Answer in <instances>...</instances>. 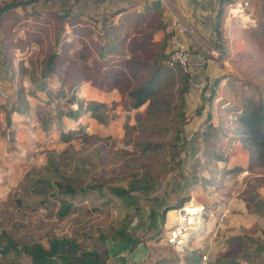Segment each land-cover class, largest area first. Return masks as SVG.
<instances>
[{"label":"rangeland","instance_id":"1","mask_svg":"<svg viewBox=\"0 0 264 264\" xmlns=\"http://www.w3.org/2000/svg\"><path fill=\"white\" fill-rule=\"evenodd\" d=\"M143 6L33 0L0 12V264H32L24 249H48L54 237L97 248L104 264H264V145L246 148L238 122L250 102L264 103V0L236 7L247 27L225 14L214 42L189 45L184 92L185 71L165 62L167 23ZM52 54L53 72L45 69ZM151 76L150 98L131 107L127 91ZM82 82L94 94L81 95ZM72 96L81 103L73 118ZM64 179L73 194L59 190ZM114 185L133 186L132 196ZM63 200L71 205L59 215ZM193 204L203 206L200 227L170 242ZM120 228L134 241L119 239Z\"/></svg>","mask_w":264,"mask_h":264},{"label":"trees","instance_id":"2","mask_svg":"<svg viewBox=\"0 0 264 264\" xmlns=\"http://www.w3.org/2000/svg\"><path fill=\"white\" fill-rule=\"evenodd\" d=\"M32 1L33 0L5 1L4 4L0 7V12L1 13L6 12L14 7H18L21 5L23 6L27 5L31 3ZM157 5H158V1L154 0L150 4H147L145 8L146 10L149 11L150 8H152L153 6L155 7ZM217 13L218 15H221L222 8H220ZM160 27L162 26L155 27V29L157 30ZM215 30L216 32H218V25L215 26ZM164 55L166 58L167 52ZM55 58H56V55L52 54L50 58L47 59L46 67H45L46 70L53 71L55 61H56ZM177 67L181 68L180 66H177ZM183 74L185 75V80H184L185 83L181 87V92L187 91L188 88L190 87L189 78L191 77V71L184 72ZM153 80H154V77L151 76L150 78L146 79L142 84L134 88H131L127 91L128 96L131 98V102H130L131 107H139L140 105L145 103L150 98L151 93H152L153 83H154ZM215 81L217 82V80ZM213 94H214V90H211L209 96L211 97L213 96ZM70 99H72L73 102H76L78 105L77 109L69 110V117L73 118L75 114H77V110L79 109L81 103L79 102L78 98H75L74 96H72ZM90 103H97V102L90 101ZM90 109H94V107L90 105ZM14 110L16 111V113L20 115H24L25 113H27L25 109H22V108H18V109L15 108ZM209 116H210V112L208 111L206 117H209ZM97 118L98 120L101 121V118L99 116H97ZM238 122L240 124V130L243 134L242 140L246 144V148L252 151L254 149H259L261 145H264V103L263 102H250L249 106L245 107V109H243L241 113L239 114ZM15 123L17 122H14L13 125H15ZM48 160L51 161V156L48 157ZM57 184L59 186V190L62 192L73 194L76 191V188L67 179H64L63 183L60 181V182H57ZM130 187L126 188L123 186L114 185V186H111V191L122 198H127V197L132 196L131 190L133 186H130ZM184 200L185 199H183L180 202V204H170L166 206L164 210L168 211V209L176 208L180 206L182 203H184ZM70 205H71L70 202L63 200L61 202L60 207L57 210V213L59 215H65L68 212ZM260 205L262 206V201ZM165 211H163V213H165ZM262 213L264 214V208L262 209ZM123 231L124 229L120 228L116 232V235L119 236V239L127 240L130 242L134 241V239H132V237L128 233L126 232L123 233ZM62 240L58 237H54L49 241L50 246L48 249H46L42 244H35L32 247L29 246L25 248L24 252H26L29 255L30 261L32 262V264H57L56 260H54L53 258L55 254L58 255V257H61V259H64L65 264H104L103 261L101 260V255L99 251L97 250V248L93 247L91 249H85V250L79 249L78 251L76 244H67L66 243L67 238H66L65 239L66 245H64ZM117 240H115L114 238L113 241H117ZM8 249H9V245H6L1 251L7 252ZM23 264H26V263H23ZM221 264H224V263H221Z\"/></svg>","mask_w":264,"mask_h":264},{"label":"crops","instance_id":"3","mask_svg":"<svg viewBox=\"0 0 264 264\" xmlns=\"http://www.w3.org/2000/svg\"><path fill=\"white\" fill-rule=\"evenodd\" d=\"M157 1H158V5L155 7L153 6L148 11V10H146L145 6L147 4H150L152 1H148L149 3H147L146 0H142V3H144L143 7H144L145 11L150 12V11L156 10V12L160 13L161 18L163 19V23H167L166 26L168 28L167 29L168 36L170 33H169V25H168L167 21L169 20V18L172 15L178 14L182 18L183 22H186L188 25H190L196 31L197 42L192 41V43H191V38L184 35V37L187 40L188 39L190 40V41L188 40V42L190 43V45L191 44L193 45L192 46L193 48L196 45H199L201 43V39H207V40H209L210 43L214 42L215 41L214 39H216V37H218L215 34L216 33L215 26L216 25H218V28L221 27L222 25L227 26V23L224 24L223 20L225 18V14H226L225 13L226 12L225 4L229 0H226V1L225 0H157ZM136 5H138V4H136ZM136 5L130 6L129 9H132ZM253 7H254L253 4L250 3L249 8L251 9V11H249L246 14L251 15V13H253V11H254ZM220 8H222V13H221V15H218L217 12ZM120 11H122V10H119L118 14L121 15L122 12H120ZM136 11H139V9H136ZM246 17L247 16H245L243 18L245 19ZM229 19H231V17H227L226 21H228ZM243 24L245 27L248 26L245 23H243ZM237 33H238V31L236 29V31H235L236 36H237ZM223 35L227 36L225 33ZM232 38L234 39V37H232ZM106 47L107 46L101 45L99 48H97L98 54L100 53V51H99L100 48L101 49L103 48V50H104ZM211 51L215 52V49L212 48ZM56 57H57V54H56ZM98 58L104 59L105 57L100 58L98 56ZM56 67H57V65L55 63L53 71L56 69ZM64 70H66V71L69 70V72H72L70 74V77L77 75V69L73 65V62L71 61L70 58L68 60H67V58L64 59ZM198 73L200 74V72H198ZM80 76H83V73ZM47 77H44V78L47 79ZM199 80H200V78H199ZM82 83L80 84V87L82 88V90L80 92L81 95L85 94V93H88L89 95L94 94L95 89H93V88H95V87H92L89 84L86 85L85 83H83V84ZM106 94H109V93H106ZM110 94H111V97H110L111 99H116V92L115 91L111 92ZM74 109H76V108H74ZM26 119H29V118H26ZM18 124H20V123L18 122L17 125ZM24 124L29 125L27 123H24ZM28 130L30 132H32L34 130V128L32 126L31 127L29 126ZM203 238H204V239H202L203 241H201V237L199 239H197L199 244H201V245H203L206 242V238L204 236H203Z\"/></svg>","mask_w":264,"mask_h":264},{"label":"built area","instance_id":"4","mask_svg":"<svg viewBox=\"0 0 264 264\" xmlns=\"http://www.w3.org/2000/svg\"><path fill=\"white\" fill-rule=\"evenodd\" d=\"M247 3H248V0H229L226 4V7H227L226 8V14H227L226 18L230 17V15H233L232 14L233 12L231 11L232 8H236L239 6L241 7L240 10L242 9L241 12H244L243 9H245ZM167 22L169 25L170 34L167 40L168 49H167V57L165 59V62L171 67L180 66L185 72H190V69H191V50L189 46L190 43L188 42L189 39L187 40L184 37V35L191 38V43L192 41L197 42L196 31L186 22H183L182 18L178 14L172 15ZM2 94L4 93L2 92ZM201 209H203V206H201V208L199 207V211L198 213H196V216L198 217L197 223H200L199 215L201 214L199 213L201 212ZM184 216L185 215H183V217ZM188 229L189 228H187V230ZM181 231H182L181 226L174 228L171 231L172 236L169 237V241L170 242H173V241L180 242L183 237L188 235L187 232L185 231L186 235L184 236L183 233H181ZM203 257H205V254H203Z\"/></svg>","mask_w":264,"mask_h":264},{"label":"bare ground","instance_id":"5","mask_svg":"<svg viewBox=\"0 0 264 264\" xmlns=\"http://www.w3.org/2000/svg\"><path fill=\"white\" fill-rule=\"evenodd\" d=\"M231 11L234 13V15H236V18H238L239 20H241L243 23H245L247 25L249 24L250 19L245 20L243 18V17H245L247 15L239 12V10L237 8H232ZM188 208L189 209H186V208L185 209H182L181 210V213L182 214H180L178 216V218H177V220L180 223H182V221H186L187 222V223L185 222L186 226H182L181 225V229H182L181 233H183L184 236L186 235V232L185 231L187 230V228L198 229V227H199V225H197V224H199V223H197L198 222L197 221V218L198 217L196 216V213H198V211H199V207L196 204H193L191 206H188ZM183 215H185V216L183 217Z\"/></svg>","mask_w":264,"mask_h":264}]
</instances>
